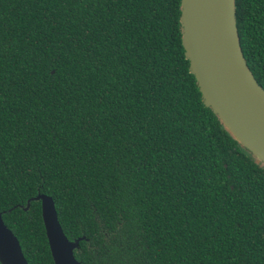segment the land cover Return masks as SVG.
Returning a JSON list of instances; mask_svg holds the SVG:
<instances>
[{
    "label": "trees",
    "instance_id": "16d2710c",
    "mask_svg": "<svg viewBox=\"0 0 264 264\" xmlns=\"http://www.w3.org/2000/svg\"><path fill=\"white\" fill-rule=\"evenodd\" d=\"M181 0H0V212L53 264L38 193L81 264H264V167L206 106ZM264 88V0H235ZM96 261H95V259Z\"/></svg>",
    "mask_w": 264,
    "mask_h": 264
},
{
    "label": "water",
    "instance_id": "95a60500",
    "mask_svg": "<svg viewBox=\"0 0 264 264\" xmlns=\"http://www.w3.org/2000/svg\"><path fill=\"white\" fill-rule=\"evenodd\" d=\"M181 33L190 72L204 104L223 127L264 167V88L244 59L235 17V0H181ZM53 264H80L74 249L85 237L67 238L51 196L38 193ZM0 212V264H28L19 240Z\"/></svg>",
    "mask_w": 264,
    "mask_h": 264
},
{
    "label": "flooded vegetation",
    "instance_id": "af4514ba",
    "mask_svg": "<svg viewBox=\"0 0 264 264\" xmlns=\"http://www.w3.org/2000/svg\"><path fill=\"white\" fill-rule=\"evenodd\" d=\"M85 237V236H84ZM75 239V238H74ZM85 239V238H84ZM71 240H73V239H71ZM80 243V242H79ZM80 250H79V246L77 247V248H75L74 249V255H76V252L78 253ZM77 259V258H76ZM95 259V258H94ZM78 260V259H77ZM79 262H80V264H81V261L80 260H78ZM95 261H96V259H95ZM96 262H94V264H95Z\"/></svg>",
    "mask_w": 264,
    "mask_h": 264
}]
</instances>
